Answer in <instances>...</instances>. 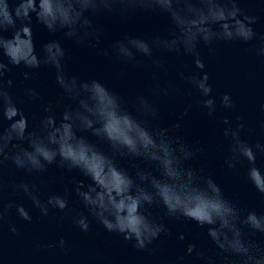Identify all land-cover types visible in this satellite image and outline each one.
Returning <instances> with one entry per match:
<instances>
[{
	"label": "clouds",
	"instance_id": "clouds-1",
	"mask_svg": "<svg viewBox=\"0 0 264 264\" xmlns=\"http://www.w3.org/2000/svg\"><path fill=\"white\" fill-rule=\"evenodd\" d=\"M16 6L10 7V0H0V52L7 56L12 65H21L36 69L41 64L55 69L56 81L63 89L66 98L75 101L76 107L66 106L57 117L52 105L45 108L48 113L32 131H29L28 119L16 106L12 95L5 86L4 76L10 69L0 62V109L9 121L7 129L0 131V167L5 161H11L17 169L39 176L46 173L50 165L56 164L62 169L79 170L92 180L91 184L78 183L72 191L82 202L84 208L96 222L108 232L121 234L126 241H133L137 250H149L153 241L162 233L167 234L163 223L152 218L148 209L153 205H162L166 216L181 217L208 226L207 234L221 253H228L223 259L232 264L237 258L238 264H264V249L246 239L243 228L264 233V214L239 208L227 199L222 188L201 171L186 166L197 152L187 145L175 129L161 128L150 122L158 118V108L150 97H135L136 114L125 107V100L117 92L99 80L80 81L65 72V51L59 42H49L43 46V56L35 51L32 33V15L49 31L65 30L64 35L75 38L78 43L87 42L95 47L101 39V30L94 27L90 15L101 13H119L126 16L137 10L166 14L173 26L169 38L159 36L141 38L125 36L114 41L111 51L105 55L121 63L142 66L137 56L151 61L155 69L167 71L166 62L154 58V53H183L194 58L197 69L205 67L199 51L203 44L209 52L214 42L251 41L256 33L251 27L256 18L249 16L238 6L237 0H14ZM19 22V26H18ZM12 30L11 38L3 33ZM95 41V44L93 43ZM264 55V48L260 49ZM181 79L192 85L202 97L200 101L208 115L215 113V98L211 96L213 86L208 82L207 73L202 76L192 74ZM25 78L28 74L25 73ZM11 80L7 81L10 86ZM175 91L168 88L151 89L153 96L168 95ZM30 96L37 94L28 90ZM224 108H232L229 94L221 97ZM239 120L240 117H237ZM224 124H229L225 119ZM243 124L235 130L224 129V136L231 137L229 168L245 160L248 179L258 191L264 193V174L255 166L256 153L264 154V144L249 145L240 138ZM81 131H91L94 136L109 144L111 155L101 151L95 144L89 143L78 135ZM27 141L28 147L22 146ZM116 156L132 160H142L155 165L159 175L147 170L137 169L135 176L116 163ZM5 187L0 179V193ZM22 191L47 216L49 209L64 212L69 205V191L63 195H51L47 200L39 198L36 184L20 183L13 186ZM6 206L0 202V223L4 220ZM20 218L31 221L32 217L20 205H16ZM74 224L83 232H88L91 221L80 213ZM11 231L18 234L13 227ZM180 239H184L183 236ZM65 241L60 240L63 247ZM45 247H49L45 245ZM188 254L193 252L205 261L216 264L212 256L197 250L195 244H189ZM183 259V258H181Z\"/></svg>",
	"mask_w": 264,
	"mask_h": 264
},
{
	"label": "water",
	"instance_id": "water-1",
	"mask_svg": "<svg viewBox=\"0 0 264 264\" xmlns=\"http://www.w3.org/2000/svg\"><path fill=\"white\" fill-rule=\"evenodd\" d=\"M237 3L245 14L256 18L251 25L256 36L247 43L238 40L214 42L211 46L214 52H209L208 47L201 44L199 51L205 65L203 69H197L194 58L183 51L179 54L154 53V58L166 62L167 71L153 68L151 61L144 56H137L142 64L137 66L118 62L104 54L105 50L111 51L114 41L125 36L169 38L173 26L170 18L163 13L137 10L126 16L106 12L90 15L93 26L101 30L100 42L95 47L66 37L65 30L49 31L36 20L34 14L31 28L39 57L43 56L46 43L59 42L65 51L66 74L80 81H101L124 98L129 112L136 114V96L150 97L158 108V118L150 123L161 128L179 125L175 129L176 134L197 152L193 159L185 162L186 166L202 170L205 176H210L222 188L225 197L239 208L260 215L264 214V193L258 191L248 179L250 165L245 160L235 168H229L226 163L230 155L231 137L224 136L225 128L235 130L243 124L240 130L242 140L252 146L264 144V55L260 54V49L264 48V0H237ZM15 6L14 0H10V7ZM12 34V30L3 33L7 38H11ZM0 62L10 69L4 76L5 86L16 106L28 119L29 131L34 130L48 114L45 108L49 105H52L58 118L66 106L76 107L75 101L66 98L57 83L53 67L41 64L39 68L30 69L23 64L12 65L2 52ZM181 72L185 76L208 74V82L213 86L211 96L216 101L212 116L200 103L205 98L181 79ZM25 73L28 78H25ZM8 80L12 81L10 86L7 85ZM170 85L175 91H170L166 96L151 94L152 88H168ZM28 90L37 95L30 96ZM225 93L233 102L232 108L226 109L221 104V97ZM225 119L229 124L223 123ZM12 122L4 117L0 109V131L7 129ZM78 135L106 154H112L109 144L99 140L91 131H81ZM22 146L27 148V141L22 142ZM115 159L117 165L132 176H135L137 169L159 175L153 164L121 156ZM255 166L264 174V154L256 153ZM0 179L5 185L0 193V202L5 206L10 202L13 204L12 208L5 210L4 220L0 223V264H205L195 252L188 254L189 244H195L197 250L212 256L216 264H226L223 257L228 253H221L216 248L207 234L208 226L183 217H168L162 205H153L148 211L153 219L164 224L167 234L162 233L149 246V250H137L133 247V241H126L121 234L106 231L72 191L78 183H92L79 170L68 171L54 164L48 166L46 173L37 176L17 169L11 161H5L0 167ZM20 183L36 184L42 201L51 195H63L67 189L68 209L60 212L50 208L47 216L42 215L26 194L14 189L13 186ZM16 205L24 207L32 217L31 221L20 218ZM80 213L91 221L88 232L81 231L74 224ZM13 227L18 234L11 231ZM243 230L248 241L264 249V233L247 227ZM181 236L184 239H180ZM61 238L65 241L63 247L60 246ZM232 264H238L237 258H232Z\"/></svg>",
	"mask_w": 264,
	"mask_h": 264
}]
</instances>
